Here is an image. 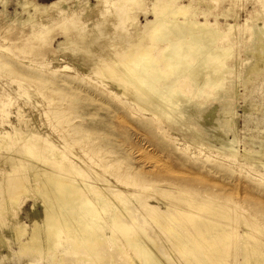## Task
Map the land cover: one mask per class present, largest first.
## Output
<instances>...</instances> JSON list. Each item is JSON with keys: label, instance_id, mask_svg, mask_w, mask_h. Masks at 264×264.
I'll list each match as a JSON object with an SVG mask.
<instances>
[{"label": "bare ground", "instance_id": "obj_1", "mask_svg": "<svg viewBox=\"0 0 264 264\" xmlns=\"http://www.w3.org/2000/svg\"><path fill=\"white\" fill-rule=\"evenodd\" d=\"M215 1L118 0L117 9L124 7V11L115 14L112 26L104 21L105 15L103 20L99 17L91 23L86 21V26H79L80 22H75L78 26L69 24L68 31L64 28L65 41L58 47L72 46L74 58L78 56L85 63L80 68L88 70L95 94L113 100L119 110L130 115L164 119L186 137L185 152L191 145L199 150L223 151L222 158H208L218 166L231 165L229 159L239 158L235 146L239 140L236 104L243 98L244 127L252 132V146L243 157L248 161L249 152L264 160V133L260 131L264 130V108L259 107L264 102V12L255 11L254 17L241 21L231 9L221 14L211 10L209 6ZM9 2L0 0V30L14 24L29 27L38 39L51 36L72 14L67 13V7L57 13L43 7L44 14H32L31 10L38 9L33 0H17L15 14H11ZM144 5L145 24L136 20L132 28L124 29L125 24H120L125 22L124 17ZM88 7L94 13L91 3ZM72 8L80 15V7ZM150 15L153 19H148ZM222 17L225 23L219 21ZM51 23L53 26H49ZM45 26L48 31L40 32ZM245 27L251 31L249 35L242 32ZM235 45L242 46L244 56L238 65L229 66L227 61L237 54L232 50ZM10 65L0 54V73ZM19 68L16 72L21 78L12 81L19 90L23 89L19 91L21 96L31 93L26 102L12 107V93L0 87V119L10 113L15 116L8 124L0 123V138L5 142L0 144V245L2 249L10 247L9 255L0 251V263L11 255L21 260L29 257L30 264L45 258L51 260L49 263L66 264V256L91 264H163L159 253L163 255L165 251L170 256L177 255L170 264H232L227 258L235 248L243 251L241 264H264V242L259 246L249 242L255 239L251 233L257 231L256 223L244 216L243 236L238 237V207L230 200L166 181V188L152 189L163 197L173 195L171 202L164 198L153 200L152 196L142 198L150 184L117 166L119 161L112 156L106 157V146L98 144L99 139L92 140L90 130H83L85 118L69 109L71 91L86 92L71 83L83 75L65 73L59 66L56 71L42 59L21 62ZM233 77L245 78L241 83L244 93L233 85ZM60 84L70 85L69 92ZM211 101L216 105L209 106ZM118 120L123 121V116ZM201 124L203 129L197 127ZM245 165L241 160L238 167ZM260 168L264 169L263 161ZM257 178L264 179V173H254L250 179ZM25 196H39L42 205L39 215L32 214L34 208L28 212L30 224L12 207L19 206ZM9 209L15 211L10 221ZM162 233L165 241L157 239ZM239 243H243L242 247Z\"/></svg>", "mask_w": 264, "mask_h": 264}, {"label": "rangeland", "instance_id": "obj_2", "mask_svg": "<svg viewBox=\"0 0 264 264\" xmlns=\"http://www.w3.org/2000/svg\"><path fill=\"white\" fill-rule=\"evenodd\" d=\"M9 1L10 2L8 6V11L11 14H15L17 0H9ZM33 1H35L38 4V9L36 11L31 10L32 14L34 12L37 15L44 14L45 11L43 10V7H47L49 9L48 10L49 13H57L62 7H67L69 8L67 13L70 14L71 12L73 15L72 14L70 15L71 19L68 16L69 17L68 19L67 17H65L66 16L65 13L64 14L62 13L63 14L62 17L67 18V20H65L66 25L65 22L63 25H58L60 26L61 30L59 28L58 29L56 28L57 31L53 30L54 32L51 34V36H49L50 38L40 36L38 39L37 37L31 34L32 29H30L29 27L21 28L19 25H15V24L8 30H0V48L3 49L0 50V54L6 56L7 60H9L12 64L10 66L5 67L3 72L0 73L2 75L0 76V87L2 86L3 88H5V90H9V92L12 93L10 98L12 99L13 102L12 107L18 106L20 104L23 105L22 103H25L26 99L29 98L28 95L31 94V93H27V96L26 95L21 96L19 94V91L21 92V90L23 89L19 90L18 84L12 81V79L14 80V78L16 79L21 78L18 77L20 76V74L16 72L17 69H21L19 68L21 62L27 63V62H31L32 60L41 61L42 59L44 60V63L49 65L51 68L56 69V67L59 66L65 70V73L68 72V74H72V75H74L75 73L76 75H78L79 73L80 75L85 76L84 78L86 79L82 78L83 76L81 77L78 75L75 77V79L71 80L72 86H80L81 89H84L87 93L71 91V96L73 97V99H72V103L69 104L70 106L69 109L75 111L74 115L85 118L84 123L82 125L83 130L85 131V133L90 130L89 134H91L90 135L91 139L92 140L99 139V141L96 142L98 144L101 143V145L106 146V148L109 151V153L105 154L106 157L109 155L112 156V159L119 161L117 166H121L124 170L126 169L128 171L136 173V175L139 176L140 180L146 181L150 184V189L142 192L143 199H146V197L148 196H152L153 198H155L153 200L164 198L163 200L166 199V201L171 202L173 199L172 197L173 195L171 196L169 195L168 197L166 196L163 197L160 195V193L158 192L155 193V190L152 189V188H156V186H160V188L161 187L166 188L167 185H164L163 181L171 182L176 185H184V187L188 188L189 190H193L195 192H207L215 196L219 195L220 197H223L225 200H230L232 203L237 204L238 207L237 221H238V225L241 226L238 229L239 232L236 233L238 237L241 236L242 238L243 236L244 216H247L249 218L251 217L250 219L254 223H256V230H257L251 233L255 239L251 238L249 242L256 246H259L261 242H264V179L257 178L254 181L250 179L251 177H253L254 173L256 174L264 173V169L260 168L261 161L264 162V160H262L258 154L249 153V152H247L248 161H246V159L243 157V155L246 153V150H249L250 147L252 146V143L249 141V136L252 134V132L250 130L246 131L244 127V126L247 127V123L244 118L245 113H243L244 110L242 108L243 107L242 105L244 104L243 103L244 101L242 102L243 98H239L240 100L238 99L237 100L238 102L236 104L237 107L239 105L238 109H236L239 116V118L237 117L239 140L235 146L237 153L239 154V158L237 157L235 159H229V163L231 165L218 166L213 161H209L208 158L212 156L215 158L218 157L222 158L223 156H225L223 151L215 152L209 148H206L204 150H199V148L196 149L197 148L196 145H191L190 148L187 147V150L185 152L183 148L186 146L184 142L186 137L183 136L182 133L176 132L173 126L170 127L168 124L164 122V119L160 120L157 117L150 118L149 115L143 114L142 116L140 113L138 116L130 115V113L126 111L119 110L115 102H113V100L107 99L105 96L102 95L100 96V93L95 94L94 92L95 90H91L92 80L88 78V74L86 73V71L88 70H86V68H80L83 67L82 65L83 64L85 65V63H83V61L78 56L77 58L76 57L74 58L75 54H73L72 46L70 44H67L64 47V49H60L58 47L59 43L65 41L64 32L65 30L68 31L67 28L69 29L70 25L72 26L74 24L75 26H78L76 24H79L80 22L79 26H81L82 24H85L86 26V24L88 25L86 21L89 22L90 20L89 23H91V20L92 21L99 19L103 20V18L105 17L104 21H106L109 27L112 26L111 23L115 22L116 20V19L114 20V18L116 17L115 14H117L118 12L124 9V7L117 9L116 4L118 0L117 1L99 0L100 2L98 3L99 5L97 4V0H85V1L81 0V2H79V0L78 1L77 0H33ZM76 1L79 2L78 6L76 4L77 3ZM87 2L88 4L91 3L93 5V8H95L94 13H91L93 12L91 8L88 10L89 8L88 4L84 5V3ZM109 2L111 3V6L109 5L110 4ZM182 2L186 3L188 2V0H182ZM74 3L76 5H74ZM213 4L210 5L209 7L211 10L213 11L215 10L217 14H219L220 12L222 13L226 9H231V11L234 12V15H239L241 17V21L243 20V18L245 19V17H249V16H250L249 18L254 17L252 14L255 11L264 12V0H216ZM103 6H105L106 8ZM72 7H76L77 9L80 7L79 9H80L81 17L79 14H77L79 13V11H75L74 10L75 8ZM146 8H147L146 5H144L143 8H140V10L139 9L136 10L135 8L134 10L135 12L133 11L129 13L127 16L128 18L124 17L126 20L123 19L125 20V22L122 21V23H120L122 24L121 26L123 27L125 24L123 28L130 29L132 28L131 26L132 22L136 23V20H138L137 23L139 22V24H145L144 10ZM84 9L87 10L88 12L87 11L85 12ZM73 10L75 13L73 12ZM105 12L106 13L110 12L109 13L110 15L106 14ZM216 12H214V14ZM133 13L135 14V16L133 15ZM102 15L105 16L103 17ZM129 16L130 17L134 16L133 18L134 20L132 18H131L132 20L129 19ZM83 17L85 18L83 19ZM106 17L109 20L106 19ZM112 18L113 20H111ZM82 19L86 23L84 21L82 22ZM128 19L131 21V23H129L130 21L127 22ZM148 19H153V17H151L150 15L148 16ZM233 19L234 18H230L228 20L233 22L234 21ZM71 20H73L74 23ZM212 20H215V18L212 17ZM67 21H69L70 23L69 22L67 23ZM107 21H109L110 23ZM219 21L221 23H225L224 21L226 20L222 17L220 18ZM251 23L252 20H250V24ZM53 24L54 23H51L49 26H53ZM126 24L127 25L129 24L128 25L129 27L128 26L126 27ZM47 27L48 26L42 27L41 30L39 29V31L45 33L44 31H48ZM245 30H248L247 27L243 28L242 32H244V34L246 35H249L251 31L250 30L245 31ZM241 39H243V37H241ZM16 47H21L22 50H17ZM7 48H9V51H5V49ZM241 49H242L241 45H235L233 47L232 50L233 51L237 50L234 51L237 54L233 56V59H230L231 61H227V64L229 66L238 65L241 62V59L244 56L241 53ZM247 65L248 64H246V66ZM59 69H56V71ZM26 70L29 71V69ZM28 73L31 74L32 72H28ZM56 77H60V76L56 75L55 78ZM243 81H245L244 77H233L232 79L233 85L234 86L236 85V88L238 87L237 90L240 88L238 91L241 94L244 93V88L241 86V83H243ZM226 85L229 87L230 81H227ZM61 87L65 88L67 92H69L68 90L71 86L61 85ZM30 90L33 93V89ZM226 91L227 90L222 91L223 94H226L227 93ZM90 93L94 94V96L90 95ZM216 103L217 102L213 103V101H211L208 103V105L215 106ZM259 107L264 108V102L260 103ZM132 112H136V110H133ZM119 116H123L124 120L119 121L118 120ZM14 117H15L14 114L11 113L7 114L5 118L0 119V123L2 121L8 124V121L10 120L11 122V120L14 119ZM75 121H79V118ZM61 126H65V124ZM197 127L199 129H203L202 124L197 125ZM262 127H264V125ZM260 131L261 133H264V130L261 129ZM14 132L15 131L10 130V133L13 134ZM255 132L257 131L254 130L253 133ZM0 144L5 145V142L1 141V138H0ZM2 150L3 149L1 148L0 152H2ZM97 157L100 159L99 155ZM241 160L246 165L245 167L239 168L238 164H240ZM172 194H175V192L172 191ZM12 207H16L17 209L16 214L19 217L23 218L26 222L28 221L27 222L28 224H30L29 219L27 218L28 212L30 210H33L34 208L35 213L33 212L32 214L35 215L37 213V215H39L40 214L39 212H41L42 210V205L40 204L39 196L37 197L25 196L23 200L19 203V206L14 205ZM9 210L10 212L8 211L7 213H8V220L10 221L13 219L12 216L15 215L13 213L15 211L14 209H9ZM158 236L159 237H157V239L165 241L166 235L162 233ZM233 237L235 239L233 240L235 244L237 238L235 235ZM241 238L239 239V242L241 241ZM242 244L243 243H239L238 246L242 247ZM1 246L3 248V244L0 245V249H1L0 251L5 255H9L10 249L8 248L10 247L5 246V248L7 249H2ZM230 252L231 253H229V257L227 258V261L231 262L232 264H241L240 261L243 259L242 256L243 251H240L239 249L236 250L234 248L231 249ZM169 256L170 255L167 254V252L165 251L163 255L162 253L161 254L159 253V258L160 259L162 258L161 261L164 260L162 261L163 264H170L169 262L175 259L177 255L173 254L172 256L170 257ZM16 259L17 256L15 258L14 256L10 255L7 261L0 264H9V262L11 264H20V263L30 264L29 257H22V260L21 257L17 260ZM46 259L47 258H45V260L44 259L41 260L40 262H38V264H53V263H49L51 262L50 259L47 260ZM64 259L67 260L66 264L81 263V262H77L75 260V257L73 256L72 259L70 256H66ZM182 263L183 262L180 261V264ZM81 264H91V263L90 262L87 263L82 260Z\"/></svg>", "mask_w": 264, "mask_h": 264}]
</instances>
